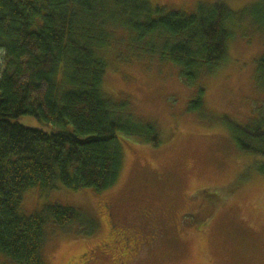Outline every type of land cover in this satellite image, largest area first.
<instances>
[{
    "label": "trees",
    "instance_id": "1",
    "mask_svg": "<svg viewBox=\"0 0 264 264\" xmlns=\"http://www.w3.org/2000/svg\"><path fill=\"white\" fill-rule=\"evenodd\" d=\"M245 14L264 34V0ZM234 18L219 1L188 14L148 0H0V264H47L48 226L64 230L82 219L77 209L58 204L26 215L20 211L25 192L102 193L122 170L120 137L159 144L154 126L134 117L127 100L103 92L112 62L154 57L194 87L226 58ZM255 78L264 85V51ZM202 96L196 87L191 111L200 109ZM20 117L54 130L12 122ZM224 120L239 150L264 156V114L246 125Z\"/></svg>",
    "mask_w": 264,
    "mask_h": 264
},
{
    "label": "rangeland",
    "instance_id": "2",
    "mask_svg": "<svg viewBox=\"0 0 264 264\" xmlns=\"http://www.w3.org/2000/svg\"><path fill=\"white\" fill-rule=\"evenodd\" d=\"M148 1L188 14L219 1L236 17L226 58L194 83L203 90L200 109H189L196 87L183 84L171 64L146 55L113 61L103 92L127 100L134 117L154 126L159 144L119 136L124 159L112 188L31 189L20 211L31 215L58 204L81 213L82 222L64 230L48 226L47 264H77L81 254L86 264H264V156L239 150L224 120L246 125L264 114V85L255 78L264 34L245 14L260 0ZM3 58L0 51V63ZM12 122L54 130L32 117Z\"/></svg>",
    "mask_w": 264,
    "mask_h": 264
},
{
    "label": "flooded vegetation",
    "instance_id": "3",
    "mask_svg": "<svg viewBox=\"0 0 264 264\" xmlns=\"http://www.w3.org/2000/svg\"><path fill=\"white\" fill-rule=\"evenodd\" d=\"M107 217V218H106ZM104 221L106 224L110 225V219H109V215H106L105 218H104ZM139 247H136L133 254H136V251L138 250ZM85 256L86 254H81L80 256V261L78 260L77 261V264H86V261L84 260L85 259Z\"/></svg>",
    "mask_w": 264,
    "mask_h": 264
}]
</instances>
